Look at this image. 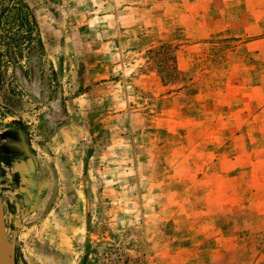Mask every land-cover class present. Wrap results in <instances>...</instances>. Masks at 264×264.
I'll use <instances>...</instances> for the list:
<instances>
[{"label": "rangeland", "instance_id": "rangeland-1", "mask_svg": "<svg viewBox=\"0 0 264 264\" xmlns=\"http://www.w3.org/2000/svg\"><path fill=\"white\" fill-rule=\"evenodd\" d=\"M8 127L14 264H264V0H0Z\"/></svg>", "mask_w": 264, "mask_h": 264}, {"label": "crops", "instance_id": "crops-1", "mask_svg": "<svg viewBox=\"0 0 264 264\" xmlns=\"http://www.w3.org/2000/svg\"><path fill=\"white\" fill-rule=\"evenodd\" d=\"M24 133L21 127H8L5 133L0 136V168L6 170L5 172L0 170V174H4L5 181H11L14 185L15 180L22 181L25 171L29 169V163L33 162L29 156H27L28 158H20L30 153L28 148L30 146ZM37 151L36 147V153ZM18 186L16 185V187ZM4 193L8 195L7 200L2 199V195L0 198L3 205L6 236L10 238L15 248L19 247L20 251H27L29 249L28 244L29 246L31 244L37 245L39 239L40 241L42 239L39 238L41 236H37L38 222L33 218L35 217L34 208L31 205H25L23 190L14 188L12 192L4 191ZM28 195L31 199L32 193L30 192Z\"/></svg>", "mask_w": 264, "mask_h": 264}, {"label": "water", "instance_id": "water-1", "mask_svg": "<svg viewBox=\"0 0 264 264\" xmlns=\"http://www.w3.org/2000/svg\"><path fill=\"white\" fill-rule=\"evenodd\" d=\"M9 246H13V244H9L6 236L4 220H3V205L0 198V264L4 257L9 260L10 264H14L13 258L9 255L11 250Z\"/></svg>", "mask_w": 264, "mask_h": 264}, {"label": "bare ground", "instance_id": "bare-ground-1", "mask_svg": "<svg viewBox=\"0 0 264 264\" xmlns=\"http://www.w3.org/2000/svg\"><path fill=\"white\" fill-rule=\"evenodd\" d=\"M5 260H6V257H4V258H3V260H2V263H1V264H3Z\"/></svg>", "mask_w": 264, "mask_h": 264}]
</instances>
